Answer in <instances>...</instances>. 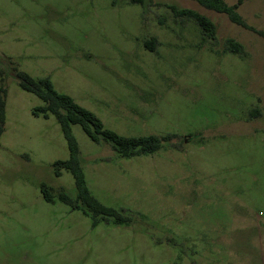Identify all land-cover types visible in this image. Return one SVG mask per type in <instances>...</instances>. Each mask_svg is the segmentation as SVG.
Listing matches in <instances>:
<instances>
[{
    "label": "rangeland",
    "instance_id": "1",
    "mask_svg": "<svg viewBox=\"0 0 264 264\" xmlns=\"http://www.w3.org/2000/svg\"><path fill=\"white\" fill-rule=\"evenodd\" d=\"M171 6L209 17L216 38ZM239 12L264 31V0ZM16 71L50 76L118 133L178 135L122 157L73 125L88 187L130 224L45 199L42 183L77 193L70 171L55 175L69 148ZM3 94L0 264H264L263 36L195 0H0Z\"/></svg>",
    "mask_w": 264,
    "mask_h": 264
},
{
    "label": "trees",
    "instance_id": "2",
    "mask_svg": "<svg viewBox=\"0 0 264 264\" xmlns=\"http://www.w3.org/2000/svg\"><path fill=\"white\" fill-rule=\"evenodd\" d=\"M144 0H130L132 3H143ZM205 8L212 9L219 13L227 14L229 19L244 28L250 29L264 37V31L250 25L239 12L240 5L246 0H237L230 4L226 0H195ZM176 16H187L193 19L202 30L203 34L216 38V24L206 15L191 8H179L171 6ZM157 38L152 37L145 41V45L151 50H155ZM225 51L246 55L244 45L234 39L227 38L225 41ZM16 75L23 89L36 94L43 104L33 108V114L43 115L48 118L54 115L59 121L69 148V158L57 160L54 163L55 175L61 176L62 170L70 171L75 179L77 193L75 196L61 190L54 194V187L41 184L42 193L47 201L54 202L58 196L63 202L70 205L73 209H82L85 214H91L95 218V223L103 220L107 223L130 224L134 217L126 208L117 209L108 206L98 200L88 187L85 172L81 163V154L78 141L73 133V125L79 124L96 143H107L113 150L122 157H135L140 155L152 154L160 150L165 142L171 141L177 134L167 133L163 135H124L107 127L103 120L92 110L81 105L70 94L58 91L50 76L35 79L25 71H16ZM5 92V90H3ZM5 95L0 96V138L5 130Z\"/></svg>",
    "mask_w": 264,
    "mask_h": 264
}]
</instances>
